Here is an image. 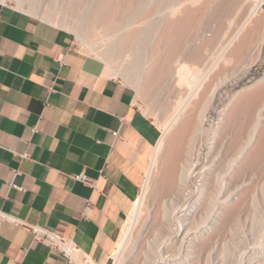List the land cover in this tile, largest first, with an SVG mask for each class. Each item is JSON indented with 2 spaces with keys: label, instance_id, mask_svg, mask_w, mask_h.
<instances>
[{
  "label": "crops",
  "instance_id": "1",
  "mask_svg": "<svg viewBox=\"0 0 264 264\" xmlns=\"http://www.w3.org/2000/svg\"><path fill=\"white\" fill-rule=\"evenodd\" d=\"M155 140L134 90L77 47L70 31L0 1L1 212L71 240L104 264ZM78 174L93 186L75 180ZM0 264L71 263L3 221Z\"/></svg>",
  "mask_w": 264,
  "mask_h": 264
},
{
  "label": "bare ground",
  "instance_id": "2",
  "mask_svg": "<svg viewBox=\"0 0 264 264\" xmlns=\"http://www.w3.org/2000/svg\"><path fill=\"white\" fill-rule=\"evenodd\" d=\"M213 1L36 0L27 8V10L37 12L39 17H43L52 24L61 22L80 30L82 33L79 37L81 45L94 57L105 63L108 74L123 75L137 89L144 85L143 91L146 94H151L155 88L160 91L171 89L176 92L175 102L171 106L169 105L166 117L158 124L161 134L153 148L152 157L145 172L142 194L137 197L138 202L136 200L132 203L128 212V221L135 219L142 197L152 189L154 173L162 154H164V163L169 168L166 177L167 188L169 190L173 186L175 188L174 194L169 199L186 196L189 192V179L195 174L193 170L197 163V153L194 144L203 132L201 127L203 115L211 104L216 91L227 79V64H235L242 55L258 54V50L264 42V0H236V3L243 1L242 3L246 4L249 2L237 27L228 37L218 40L216 44L212 38L208 39L207 34L202 32L205 26L204 20L202 21L199 17ZM225 1L230 4L233 0ZM21 5L22 1L19 0L18 6ZM226 6L230 7V5ZM261 6L263 8L260 12ZM142 15L144 16L141 17ZM100 34L106 38L105 43H97L96 37ZM213 42L217 47L211 56L209 52ZM180 56H185L187 61H181ZM220 62L223 63V66H220ZM179 89H183V92L180 93ZM258 96L259 98L264 96V87L258 90ZM253 107L256 109L255 122L248 131L245 143L239 146L234 161L247 153L248 149L257 141V130L264 120V101L259 105L258 100ZM166 208L163 209L164 219L169 220L173 215L174 218L172 217L171 220H174L178 209L174 212L173 210L168 211ZM180 208L182 207L179 205V210ZM196 208V205L192 203L187 210L194 213ZM181 211L183 210L181 209ZM236 211L237 208H234L227 214L226 206L223 227H227V217L234 219ZM198 212L199 219L207 225L212 224L218 214L216 211L211 213L210 209L204 207L200 213ZM188 216L177 220L179 230L183 231L184 227L193 223L192 214ZM255 216H257L255 225L260 222V232L264 237V217L259 213ZM133 225L127 222L123 227L116 248L109 257L112 260L111 264H122V251L125 241L131 235ZM165 228L167 227L165 226ZM175 233L177 234L176 231ZM179 234L180 231L177 235L179 236ZM260 239L262 240L261 237ZM262 241L259 245L263 244ZM152 247L150 250L156 251ZM177 247L174 248L178 249ZM262 248H264L263 245ZM170 250L173 251L172 248ZM180 250L182 249H178V251ZM180 252L182 253V251ZM189 254L191 255V253ZM71 255L79 264H95L81 252L72 251ZM154 262L153 260L151 264Z\"/></svg>",
  "mask_w": 264,
  "mask_h": 264
},
{
  "label": "rangeland",
  "instance_id": "3",
  "mask_svg": "<svg viewBox=\"0 0 264 264\" xmlns=\"http://www.w3.org/2000/svg\"><path fill=\"white\" fill-rule=\"evenodd\" d=\"M0 1L48 22L43 17H39L37 12L27 10L28 6L36 0H21V6H18L19 0ZM214 1L210 3V9L208 10V7L207 12L203 11L204 13L202 12L199 18L204 20L203 24H205L202 32H205L207 38H212L216 44L218 40L228 37L237 27L249 2L243 4V1L236 3V0L232 2L230 0L228 1L229 4L225 0ZM226 5H230V7L227 8ZM262 8L263 6L259 10L260 12ZM60 23H53V25L70 31L77 47L86 54L94 56L81 45L79 37L82 33L80 30L72 26L69 27V24ZM101 37V34L96 37L98 44L106 42V38L103 36L104 39L103 37L101 39ZM214 42L211 44L214 45ZM213 45L210 46V55L215 52V47H217ZM259 49L256 55L255 53L252 56L242 55L235 64H227V82L225 81L222 87L216 91L211 104L203 115L201 124L203 132L194 144L197 153V163L193 170L195 174L189 179V192L186 196L173 200L169 199L174 194L175 188L174 186L171 190L167 188L166 177L169 168L164 163V154L160 157L154 173L152 189L142 197L135 219L128 221L127 213L119 229L116 243L125 224L127 222L134 224L131 235L124 244L125 247L121 256L122 264H151L153 260L155 261L154 264L264 263V252H261L264 249H261L262 245L264 246V237L260 232V222L255 225L257 222L255 215L259 213L264 217V120L257 130L255 144L241 158L234 161L239 146L245 143L248 131L255 122L256 109L253 106L258 100L259 105L264 101V96L262 98L258 96V90L264 87V42ZM179 59L187 61L185 56H180ZM219 64L223 66L222 62ZM244 64L245 67L242 66ZM239 68L241 69L239 70ZM111 76L123 81L134 90L139 110L155 132L156 144L161 134L158 124L166 117L169 105L171 106L175 102L176 92L171 89L160 91L155 88L153 92L151 90V94H146L143 91L144 85L137 89L123 75ZM179 91L181 93L183 89H179ZM201 187L203 188L201 189ZM141 194L142 184L137 191V197ZM137 197L134 201L137 200L138 202ZM168 199L169 201L166 202ZM192 203L197 207L195 214L187 210ZM179 205L182 207L180 210ZM226 206L227 214L234 208H237V211L234 219L227 217V227H223ZM164 207H167L168 211L178 209L176 214L173 213L175 214L174 220H171L173 215L169 220L167 219L168 221L164 219ZM203 207L210 209L211 213L215 211L218 213L210 225L203 223L197 216V211L200 213ZM202 213L204 214V212ZM187 214H192L193 223L184 227L183 231L179 230L177 220L189 217ZM178 230L180 231L179 236L177 235ZM261 241L263 244L259 245ZM257 242L259 243L257 244ZM150 247L156 251L150 250ZM174 247L182 249L180 250L182 253ZM171 248L173 251L170 250ZM260 249L261 251H259ZM257 257L258 259L261 257L260 261L256 259Z\"/></svg>",
  "mask_w": 264,
  "mask_h": 264
},
{
  "label": "built area",
  "instance_id": "4",
  "mask_svg": "<svg viewBox=\"0 0 264 264\" xmlns=\"http://www.w3.org/2000/svg\"><path fill=\"white\" fill-rule=\"evenodd\" d=\"M34 131L35 128H32ZM117 132H112V135H116ZM21 158L27 159L28 155L27 154H22ZM73 178L77 181H82L89 186H93L92 180L87 178L84 174H78L76 176H73ZM11 187H15L14 185L11 184ZM20 189V188H18ZM3 221H10L13 224L17 226L24 227L27 229L30 234L32 235L33 240L39 241V242H45L47 243L50 247L55 249L56 251L60 252L61 254L64 255V257L67 259V261L71 264H79L75 258L71 255L72 251L76 252H81L79 249L76 248L74 243L71 240H67L58 234L47 230L46 228L40 227L38 225H33L29 224L27 222H24L18 218H15L11 216L10 214H6L4 212L0 211V223Z\"/></svg>",
  "mask_w": 264,
  "mask_h": 264
},
{
  "label": "water",
  "instance_id": "5",
  "mask_svg": "<svg viewBox=\"0 0 264 264\" xmlns=\"http://www.w3.org/2000/svg\"><path fill=\"white\" fill-rule=\"evenodd\" d=\"M112 263V260H111V258H108L106 261H105V263L104 264H111Z\"/></svg>",
  "mask_w": 264,
  "mask_h": 264
}]
</instances>
